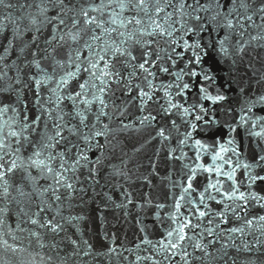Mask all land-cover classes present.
<instances>
[{"label": "snow or ice", "instance_id": "obj_1", "mask_svg": "<svg viewBox=\"0 0 264 264\" xmlns=\"http://www.w3.org/2000/svg\"><path fill=\"white\" fill-rule=\"evenodd\" d=\"M222 80L243 101L231 123ZM258 105L264 0H0L3 256L24 251L4 238L17 239L11 220L56 264H264ZM129 206L137 225L158 218L159 238L139 227L134 247L97 251L88 219Z\"/></svg>", "mask_w": 264, "mask_h": 264}, {"label": "water", "instance_id": "obj_2", "mask_svg": "<svg viewBox=\"0 0 264 264\" xmlns=\"http://www.w3.org/2000/svg\"><path fill=\"white\" fill-rule=\"evenodd\" d=\"M220 84H223L224 87L222 89L223 93L228 96V100L221 102L219 105H217V108L219 109V112L217 113L219 115V118L221 122H228L231 123L233 119L236 120L239 119L237 116V112L240 109L242 98L239 96L238 89L236 88V85H233L231 88L228 87L225 81H219ZM261 106H257L253 109L252 113L250 115L254 116H262L264 115V111H260ZM232 108L234 111L232 112H225V109ZM136 136H142V134H135ZM194 138H203L208 140V142L211 141L212 137H202L198 133H194ZM233 136L236 137L237 143H243L244 149L247 152L248 149V138L244 132V128H239L238 133L234 132L232 133ZM132 143H135L133 140ZM132 144H129V150L131 149ZM155 147H159L155 142L152 144H149L145 147V150L143 153H141L137 159L142 160V162L147 165L148 161L146 159V155H150ZM185 151L188 152L189 156L194 155V150L192 148H186ZM163 155V153H162ZM204 163H209V159L207 157L203 158ZM143 171V169H141ZM160 176H164L166 173L164 171L163 166L161 165L160 169ZM241 173H237V176H239ZM135 178V177H133ZM175 178V177H174ZM204 181V174H200L197 177L196 185L198 186ZM153 183L159 184V179H156L153 181ZM104 184V181L101 180V185ZM127 187V186H125ZM138 189H142L147 191V189H143L142 185H138ZM99 191V189H97ZM105 191H108V189H105ZM178 191V190H174ZM115 198V197H114ZM123 197H119L118 199H122ZM160 202H164L161 200ZM170 203V201H169ZM100 204V201L97 200V205ZM96 207V205H89L84 215L91 217L92 215V208ZM103 206L101 205V209ZM131 215L128 217L122 216L119 209L114 210V212L109 213H103L97 212L96 213V219L93 220L91 218L88 219L87 223V236L85 238H89L90 242H92L95 245V248L99 252L106 251L107 246H113L116 247L117 245H122L124 248L128 247H134L133 241L135 240L138 242V237L142 235L137 231L139 227L147 226L148 232L150 233V238L153 240H156L159 238L161 232H163V227L158 223V218L155 215H145L142 214L139 219L143 221V224L137 225L135 221L132 219V216L136 214L137 211H139L136 208H132L129 206ZM260 214H264V212H260L259 209L256 210ZM163 215V213H161ZM119 221V223H117ZM9 224L14 229L13 235L17 237V239L14 241L11 236L4 237L5 239H8V242L10 244H17L21 248L24 249V251L19 252L15 255L8 254L6 257L3 256V248L0 247V257H3L7 260V264H42V259L44 264H56V261L53 260L51 262L47 261L48 255H54V253L49 250L48 248L41 249L38 244L35 243V241L30 242V238L27 235V232H19L15 231V222L9 221ZM22 227H26L23 226ZM81 228L83 229V222H81ZM47 243V241H45ZM135 251V249H134ZM125 255H129L128 253H124ZM137 254H144L142 252ZM62 255V253H61ZM132 259V256L129 255V260ZM99 264H114V262L110 261L107 258L102 259Z\"/></svg>", "mask_w": 264, "mask_h": 264}]
</instances>
